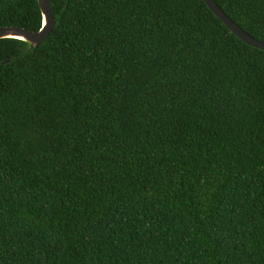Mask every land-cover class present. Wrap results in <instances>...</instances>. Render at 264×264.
I'll list each match as a JSON object with an SVG mask.
<instances>
[{
	"label": "trees",
	"instance_id": "16d2710c",
	"mask_svg": "<svg viewBox=\"0 0 264 264\" xmlns=\"http://www.w3.org/2000/svg\"><path fill=\"white\" fill-rule=\"evenodd\" d=\"M49 2L0 39V264H264V51L204 0Z\"/></svg>",
	"mask_w": 264,
	"mask_h": 264
},
{
	"label": "water",
	"instance_id": "95a60500",
	"mask_svg": "<svg viewBox=\"0 0 264 264\" xmlns=\"http://www.w3.org/2000/svg\"><path fill=\"white\" fill-rule=\"evenodd\" d=\"M42 14V27L38 31H29L25 28L12 25L0 28V39L13 38L24 41L31 47H38L42 41L53 31L56 20L51 13L49 0H37ZM214 14L226 25V27L236 35L244 43L261 49L264 51V42L244 31L237 23H235L216 3L215 0H204Z\"/></svg>",
	"mask_w": 264,
	"mask_h": 264
}]
</instances>
